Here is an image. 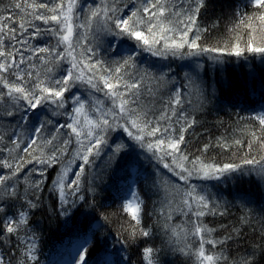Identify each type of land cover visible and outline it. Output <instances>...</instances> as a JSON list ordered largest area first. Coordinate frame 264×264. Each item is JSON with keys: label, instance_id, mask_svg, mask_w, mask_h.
I'll list each match as a JSON object with an SVG mask.
<instances>
[{"label": "snow or ice", "instance_id": "1", "mask_svg": "<svg viewBox=\"0 0 264 264\" xmlns=\"http://www.w3.org/2000/svg\"><path fill=\"white\" fill-rule=\"evenodd\" d=\"M214 3L0 0V264H42L36 212L72 226L81 202L87 211L68 264L264 261V205L256 206L264 196V109L238 114L233 132L189 150L210 97L241 87L217 79L229 58L264 64V0L235 5L226 38L211 42L216 23L201 21ZM143 54L171 62L142 68ZM121 131L151 154L154 170L117 140ZM217 147L232 155L209 158ZM105 156L120 203L97 215L108 183L104 170H93ZM113 217L122 220L121 247L110 250L97 233ZM249 231L252 241L241 245Z\"/></svg>", "mask_w": 264, "mask_h": 264}, {"label": "trees", "instance_id": "2", "mask_svg": "<svg viewBox=\"0 0 264 264\" xmlns=\"http://www.w3.org/2000/svg\"><path fill=\"white\" fill-rule=\"evenodd\" d=\"M82 3H92V0H81ZM98 2V0H97ZM127 2V0H126ZM179 2V0H177ZM245 0H215V3L210 7L208 13L202 18V26L208 27L213 23H216V30L211 32L208 41L215 42L217 40H222L226 38V28L230 26L229 22L232 19L230 13L234 10L235 5H243ZM231 5V7L229 6ZM245 11H250L245 9ZM218 18H221L218 20ZM132 41H126L121 45L123 50H127ZM123 53H117L116 58H119V55ZM230 61L223 66V72L217 74V79L227 78L230 81L237 82L241 87L237 90L230 92L227 96H220L219 92L216 97H210V103L206 106L204 114L200 115L201 125L197 127L194 131L199 135H193L190 137L192 141V148L189 149L194 151L196 148L201 147L204 143L208 142L209 139H212L215 142V138L225 134L226 132H233L238 126L236 124L237 116H248L253 111L259 112L261 109H264V64L260 63L258 59L249 58L247 63L240 61L236 62V58H229ZM171 61H161L155 57H152L148 54H143L138 57L137 64L142 68L148 67L153 64L160 66L162 64L170 63ZM180 61H175L172 63L173 69H175L181 75L185 69L178 67ZM219 87V86H217ZM84 91V89H80ZM223 125V126H221ZM115 135V133H113ZM117 140H125L131 146L132 153L139 156L140 161L143 162L145 168L154 170V162L150 161L148 157L150 153L141 150L133 141L127 139L126 135L122 133L117 137ZM235 151V149H233ZM199 154V153H197ZM232 153L220 149L219 147L211 150L207 156L217 157L221 160H226L230 157ZM107 157L103 159H97L93 173L102 172L103 182L108 183V188L104 191H101L96 197L97 207L95 209L96 214L100 212H114L116 211L120 200L118 198L120 193L116 191V181L117 176L112 178V181H108V172L105 169V162ZM123 164L124 161H121ZM166 172V170H164ZM55 176V172L50 170V179ZM193 183H201L198 180L193 179ZM214 183V182H213ZM245 188L249 185H243ZM221 188L225 187L224 185L220 186ZM228 188H232L233 185L230 182L227 185ZM216 191V188L212 189ZM225 198L231 200L232 196H229L227 191L223 192ZM155 198V197H154ZM46 201H55L56 197L53 195L48 196L47 191H45ZM69 199H73L69 197ZM257 207L264 205V196L257 194ZM87 211L82 205L80 211H77L74 216V223L72 226H65L62 223V217L58 218L56 216L49 217L42 212H36L35 219L40 221V228L42 229V237L40 242V258L42 264H68V261L71 259L72 255L75 252V247L77 245V232L76 228L84 222L85 217L81 214L82 212ZM232 212L235 216H239L240 213L236 208L232 209ZM122 220L117 217L112 218V222L108 223L104 228H101L97 233L98 237L100 234L106 236V241L102 243H107L110 250L120 249L121 245L118 243L119 236V227ZM225 223L227 221H224ZM96 221H92V224L95 225ZM253 237L251 236L250 231L248 232V238L240 241L241 245L248 244L252 241ZM156 243H159L157 240ZM243 251V248H241ZM118 259V257H113ZM133 260H136L135 255L132 256ZM166 264H191V261H186V258L183 256H168L165 257ZM261 264H264V261H261Z\"/></svg>", "mask_w": 264, "mask_h": 264}]
</instances>
